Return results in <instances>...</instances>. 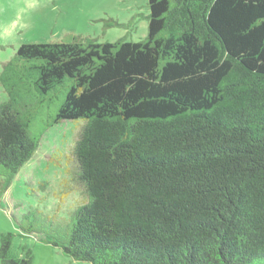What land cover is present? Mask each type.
Returning <instances> with one entry per match:
<instances>
[{
	"label": "trees",
	"instance_id": "1",
	"mask_svg": "<svg viewBox=\"0 0 264 264\" xmlns=\"http://www.w3.org/2000/svg\"><path fill=\"white\" fill-rule=\"evenodd\" d=\"M147 4L143 40L22 44L3 65L2 192L38 149L29 129L71 122L83 204L46 239L63 256L264 264V0ZM11 241L1 264H32Z\"/></svg>",
	"mask_w": 264,
	"mask_h": 264
},
{
	"label": "rangeland",
	"instance_id": "2",
	"mask_svg": "<svg viewBox=\"0 0 264 264\" xmlns=\"http://www.w3.org/2000/svg\"><path fill=\"white\" fill-rule=\"evenodd\" d=\"M147 3L148 0H0V72L22 44L63 42L74 37L99 43L143 40L148 27ZM6 98L0 86V102ZM29 130L33 135L42 133L35 154L4 192L0 178V235H12V257H23L30 251L32 264H88L63 256L46 242L68 232L70 218L83 204L79 189L70 180V149L78 125L67 122L44 132L40 126Z\"/></svg>",
	"mask_w": 264,
	"mask_h": 264
}]
</instances>
